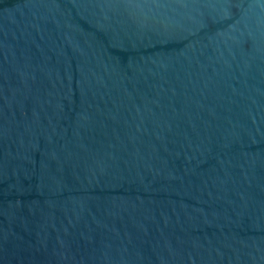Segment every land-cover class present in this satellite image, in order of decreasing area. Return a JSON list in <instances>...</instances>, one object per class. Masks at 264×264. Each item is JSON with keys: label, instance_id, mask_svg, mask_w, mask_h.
Masks as SVG:
<instances>
[{"label": "water", "instance_id": "95a60500", "mask_svg": "<svg viewBox=\"0 0 264 264\" xmlns=\"http://www.w3.org/2000/svg\"><path fill=\"white\" fill-rule=\"evenodd\" d=\"M0 264H264V0H0Z\"/></svg>", "mask_w": 264, "mask_h": 264}]
</instances>
